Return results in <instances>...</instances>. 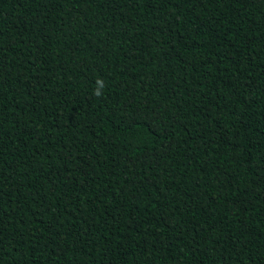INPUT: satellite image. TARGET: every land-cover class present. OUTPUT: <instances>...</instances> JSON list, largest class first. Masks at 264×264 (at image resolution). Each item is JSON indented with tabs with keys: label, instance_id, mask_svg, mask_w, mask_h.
<instances>
[{
	"label": "trees",
	"instance_id": "1",
	"mask_svg": "<svg viewBox=\"0 0 264 264\" xmlns=\"http://www.w3.org/2000/svg\"><path fill=\"white\" fill-rule=\"evenodd\" d=\"M0 264H264V0H0Z\"/></svg>",
	"mask_w": 264,
	"mask_h": 264
},
{
	"label": "clouds",
	"instance_id": "2",
	"mask_svg": "<svg viewBox=\"0 0 264 264\" xmlns=\"http://www.w3.org/2000/svg\"><path fill=\"white\" fill-rule=\"evenodd\" d=\"M97 95H99V93H96Z\"/></svg>",
	"mask_w": 264,
	"mask_h": 264
}]
</instances>
